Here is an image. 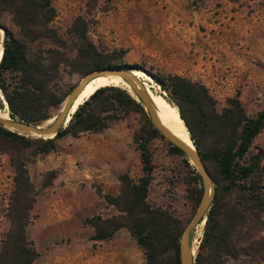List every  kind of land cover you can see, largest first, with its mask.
I'll return each mask as SVG.
<instances>
[{
  "label": "rangeland",
  "instance_id": "obj_1",
  "mask_svg": "<svg viewBox=\"0 0 264 264\" xmlns=\"http://www.w3.org/2000/svg\"><path fill=\"white\" fill-rule=\"evenodd\" d=\"M50 3L55 11L51 25L59 34L65 36L72 19L81 15L87 21L86 37L99 49L120 51L121 66L136 64L152 73L176 74L199 82L214 101L216 111L233 96L247 115L264 109V0H50ZM0 25L20 37L7 13L0 14ZM70 45L66 43V47ZM41 46L48 44L42 42ZM87 71L78 73L61 68L60 89L67 95ZM137 72L140 75L136 77L150 99L147 88L167 103L161 96L164 92L152 78L144 71H132L133 75ZM109 85L122 87L134 97L129 86ZM3 100L0 92L1 106L8 112ZM2 115L8 117L0 111ZM48 119L39 124H46ZM142 121L141 115L129 113L99 131L61 137L55 141L54 149L46 153L0 138V246L9 227L8 209L16 189L15 166L22 163L31 185L25 232L37 253L30 264H144L141 248L125 227L108 238L92 240L94 230L89 220L96 215L104 218L118 213L101 196L118 193L119 174L126 173L134 180L140 175L134 135ZM148 148L152 170L146 201L185 224L198 203L194 200L199 188L194 179L197 172L160 135L148 141ZM251 155L257 157V165L248 180L264 187V127L252 139L245 161ZM205 166L213 168L208 161ZM246 215L250 230L242 228L238 245L247 243L251 250L224 257L215 264H264V210L255 208ZM203 223L190 230L194 256Z\"/></svg>",
  "mask_w": 264,
  "mask_h": 264
},
{
  "label": "trees",
  "instance_id": "obj_2",
  "mask_svg": "<svg viewBox=\"0 0 264 264\" xmlns=\"http://www.w3.org/2000/svg\"><path fill=\"white\" fill-rule=\"evenodd\" d=\"M1 13L10 16L20 34L17 37L3 27L0 92L8 112L1 103L0 111L12 118L39 124L52 116L66 95L58 85L61 68L83 73L121 66L120 51L99 49L86 37L87 21L81 15L72 19L66 37L59 34L51 25L55 11L50 0H0ZM42 42L48 46L42 47ZM67 42L70 47H66ZM71 51L73 54L69 55ZM129 67L144 71L159 86L164 95L159 94L180 114L204 166L207 161L213 165L212 169L205 166L214 183V192L192 264H215L241 251L247 254L251 246L238 245V233L246 226L248 211L264 210V187L248 180L257 165V157L251 155L245 161V156L252 139L264 127V109L247 115L233 96L216 111L214 101L199 82L176 74L152 73L136 64ZM129 113L143 118L134 135L141 173L135 180L126 173L119 174L118 193L101 196L118 213L104 218L92 216L91 239L108 238L118 228L125 227L141 248L144 264H179L178 240L184 224L146 201L152 170L148 141L159 133L126 89L111 85L98 87L51 138H26L2 127L0 138L23 147L34 146L38 152L46 153L54 149L55 141L61 137L99 131ZM168 144L183 156L177 147ZM15 175L16 189L8 209L9 227L1 241L0 264H30L37 256L25 232L31 185L22 163L15 166ZM194 179L199 184L194 198L197 203L201 194L197 173ZM245 228L250 230V226Z\"/></svg>",
  "mask_w": 264,
  "mask_h": 264
},
{
  "label": "water",
  "instance_id": "obj_3",
  "mask_svg": "<svg viewBox=\"0 0 264 264\" xmlns=\"http://www.w3.org/2000/svg\"><path fill=\"white\" fill-rule=\"evenodd\" d=\"M0 30H2L3 32V28L1 27V25H0ZM1 43H2V39H0V44ZM1 53H2V49H1ZM1 53H0V57H1ZM133 69L135 68L129 66H116V67L108 66V67L91 69L86 73H84L81 76V78L75 83V85L71 88V90L68 92V94L64 97V99L60 103V106L56 114H54V116L49 118L48 119L49 121L46 124L43 125V124H33V123L24 122L22 120L12 118L8 114L7 118L0 117V127L8 131L15 132L19 135H31L42 139L51 138L56 134V132L59 129L63 128L66 125L71 115V113L70 114L68 113L70 111L72 101L75 99L77 94L82 90V87L88 81H90L91 79L97 76L114 75L120 77L130 87V90L133 93L135 100L139 102L140 105L142 106L152 127L157 130V132L163 139H165L167 142L177 147L182 152L184 158L193 164V167L195 168L197 174L200 177L202 184V191L198 203L194 209V212L187 220V222L184 224L178 240L179 264H192L194 255L190 246V239H189L190 230L197 223H200L201 221L204 222L205 213L210 206L214 192L213 182L193 143L191 142L192 146L186 145L183 141L179 140L176 136H174V134H172L164 125H162V123L157 117L156 110L146 89L140 83V80H138V78L133 75L132 73ZM135 70H139V69H135ZM3 101L6 104L5 100Z\"/></svg>",
  "mask_w": 264,
  "mask_h": 264
},
{
  "label": "bare ground",
  "instance_id": "obj_4",
  "mask_svg": "<svg viewBox=\"0 0 264 264\" xmlns=\"http://www.w3.org/2000/svg\"><path fill=\"white\" fill-rule=\"evenodd\" d=\"M1 44H0V53H1ZM140 73H135L134 76H139ZM141 78V77H140ZM145 83V82H144ZM109 84H122L127 88L128 84L118 76L107 75V76H97L90 81H88L83 87L82 90L77 94L75 99L72 101V105L68 114L72 113L79 103L86 97H88L95 89L100 86L109 85ZM151 86V85H149ZM149 94H151L152 103L156 110V114L162 125H164L174 136L179 140L183 141L186 145L192 146L191 141L189 140L188 132L180 118V114L175 107L172 105L160 100L159 97L154 95V92L147 88ZM159 96V95H158ZM4 115H2L3 117Z\"/></svg>",
  "mask_w": 264,
  "mask_h": 264
}]
</instances>
